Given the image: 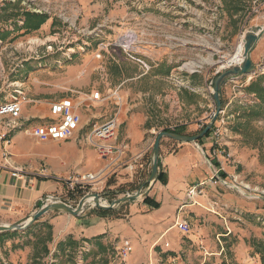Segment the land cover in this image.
Here are the masks:
<instances>
[{"label": "crops", "instance_id": "obj_1", "mask_svg": "<svg viewBox=\"0 0 264 264\" xmlns=\"http://www.w3.org/2000/svg\"><path fill=\"white\" fill-rule=\"evenodd\" d=\"M114 2L116 0H76L77 9L72 15L78 28L83 33L96 28L101 32L98 37L81 40V52L77 55L82 58L79 62L84 63L71 64L64 78L57 68H48L33 78L29 77L33 72H28L25 81L16 75L12 76L15 80L8 82L7 76L0 73V91L11 88V94H14L16 89L23 88L24 92L19 119L0 118V131L8 132L11 140L8 148L10 169L0 170L1 218L12 223L21 220L37 211L40 201L47 197L67 203L61 181L71 175L113 176L114 187L124 188L125 193L138 190L148 177L153 142L159 132L176 129L193 136L207 123L213 111L209 91L213 78L210 76L214 77L220 64L240 55L236 49L231 50L238 43L241 23L230 26L225 22L219 42L222 55L215 62L213 57L200 56L193 51L198 49L199 43L196 34L191 32L193 28L173 27L179 17L177 14L148 8L144 15H139L128 5L130 1H125L127 5L122 6H115ZM251 28L241 33L246 34ZM128 32L137 41L135 56L147 69L112 47L118 37ZM101 43L109 47L101 50ZM263 46L264 34L251 53L253 70L258 66ZM203 48L201 45V50ZM77 51L80 50L77 48ZM0 70L3 71L2 66ZM143 81L145 87H142ZM241 82L226 83L222 98L227 95L230 83ZM94 92H99L104 100L91 101L90 95ZM62 99L84 101L77 108L81 118L78 129L71 139L39 142L31 135V129L49 123L50 104ZM5 101L8 100L0 103ZM110 118H115L118 125L116 143L126 146L124 155L116 161L100 157L85 139L94 126ZM211 147L210 137L196 143H178L163 138L158 173L164 175L165 182L155 181L146 196L159 204L157 209L145 205L144 198L120 204L117 207L124 206L126 210L116 228L110 219L97 215L85 217L82 212L73 217L48 212L41 221L51 226V241L46 244L48 254L33 258L35 239L31 236L0 245V264H74L76 250L84 244L89 246V251L84 254V264H96V258L111 249L113 254L124 243L132 248L125 264H151L152 246L164 238L167 237L165 246L180 247L175 232L178 231L176 220L187 224L190 220L197 222L188 236V243L192 245L201 246V236L219 238L227 235L212 227L201 228V218L212 220L213 213H224L221 205L230 207L228 211L231 212L235 200L232 193L205 181L216 169L208 160ZM136 157L139 159L130 171L126 166ZM13 169L23 174L12 177ZM201 182L204 183V195L199 196L194 205L180 208L187 190ZM223 191L225 193H221ZM227 231L229 233L230 229ZM69 238L75 245L62 252L58 245ZM25 240L30 242L24 245Z\"/></svg>", "mask_w": 264, "mask_h": 264}, {"label": "rangeland", "instance_id": "obj_2", "mask_svg": "<svg viewBox=\"0 0 264 264\" xmlns=\"http://www.w3.org/2000/svg\"><path fill=\"white\" fill-rule=\"evenodd\" d=\"M161 1L165 0H152L149 3L153 4V2ZM180 1H185L186 12L191 23L196 22L193 23L195 25L191 32L196 34L199 43L197 45L198 49L193 51L200 56L204 54L213 57L215 62L222 55L219 42L225 22H228L230 26L241 23L238 43H235L236 48H232L231 51L237 50L240 46L245 35L241 33L242 31L249 27L264 25V0H242L238 12H229L225 0ZM114 3L115 6L119 5H116V2ZM74 7H77L76 0H0V65L3 67V71L0 70V73L7 76L8 82L15 80L12 76L16 75L20 77L21 81H25L28 72H33L29 76L33 78L36 74L48 68H57V72L64 78L65 71L71 64L79 63L82 65L84 63L79 62L82 58L77 55V52H81L77 51V47L82 46L81 40L84 39L81 34L77 35L79 42L73 43V46L68 45L70 37L76 36V34H72V30L67 27L71 21H75L78 25L75 16L72 15ZM5 8L8 9L6 12L3 11ZM25 14H43L48 19L38 30L27 31L23 26ZM198 26H201V29L197 28ZM201 45L205 47L202 50ZM70 47H73V52ZM236 50L233 52L234 54ZM261 52L262 56L258 66L252 70V74L242 80L241 83H230L226 90L227 95L222 98V111L212 126L219 127L221 134L219 139L220 148L230 153L231 159L226 161L220 158L224 171L217 172L218 178H213L215 171H217L215 169L210 174V178L205 181L232 193L235 200L231 205V212L228 211L230 207L221 205L219 207L224 213L219 211L218 214L213 213L214 218L212 220L201 218V228L212 227V229L219 230V233H227V235L219 238L201 236L203 241L201 246L192 245L191 243L190 245L188 236L197 222L194 220L187 221L190 227L188 235H182L179 231H175L178 235L177 241L180 247L174 248L170 244L169 247L165 246L167 237L164 238V241L162 240L152 246L151 264H264V194H258L264 192V116L254 118L249 122H246L245 119L237 120V117L241 116L248 108L259 104L256 96L248 93L246 87L256 76H264V46L261 47ZM76 57H79V59H76ZM229 63L230 61L222 63L218 68H224ZM220 70L215 73L214 77L210 76L213 78L209 84L210 94L213 92V84ZM145 86L146 83L143 81L142 87ZM83 94L88 93L83 92ZM10 95H12L11 88L2 89L0 91V101L9 100ZM116 102L119 103L117 100ZM212 108L211 117L215 111L214 102ZM211 117L209 116L207 123ZM206 124L204 125L206 126ZM237 125H239L238 132L235 131ZM118 141H120L119 134ZM211 142L213 145L212 139ZM209 159L215 167L216 159L211 156L210 151L208 152ZM222 173L224 176H222ZM232 176H235L240 184L247 185L251 189L250 193L244 195L236 190L226 189L220 184L222 180L229 182ZM114 182L115 178L113 176L105 175L98 182L92 185H84L83 188L78 187L79 189H75L74 192H69L64 188L62 191L63 198L68 201V205L74 208L82 197L88 194H97L104 205H109L112 201L127 194L121 192L122 187H114ZM109 186L111 188L108 189ZM90 188L92 190H89ZM136 191L138 190L129 192V194H134ZM221 193H225V191ZM95 209L97 208L94 207V203L87 204L84 210L85 217L96 216ZM114 210V215L108 217V219L113 222L114 228H116L120 222L119 220L125 215L124 210L126 209H124V206H120L115 207ZM42 219L43 216L34 222L31 227L29 226L31 229L28 227L25 230L18 231L14 238L5 240L0 245H6L12 240L28 239L37 235L40 229L45 234L47 223L41 222ZM1 224L8 225L12 222L0 217ZM226 229H230V232H226ZM80 248L81 246L77 248L76 252ZM113 261L120 264L116 251L112 254L111 249L109 252H105L102 257L96 258L95 263L111 264Z\"/></svg>", "mask_w": 264, "mask_h": 264}, {"label": "built area", "instance_id": "obj_3", "mask_svg": "<svg viewBox=\"0 0 264 264\" xmlns=\"http://www.w3.org/2000/svg\"><path fill=\"white\" fill-rule=\"evenodd\" d=\"M130 1L128 4L132 6V8L136 9L139 15H144V11L148 8H154L160 12H173L177 14L178 20L174 22L173 27L176 29H182L183 27L187 26L189 28H193L196 22L191 23V20L186 12L185 1L180 0H168L161 1V2H153V4L149 3L150 0H126ZM148 1V2H147ZM116 4L119 5H127L123 0H116ZM74 10L77 7L73 8ZM213 12V11H211ZM72 30V34H76V36L70 37V42H68L69 46H73V43L79 42V37L77 35L83 34V38L88 37H98L101 30L96 28L87 33H83V30L78 28L76 22H70L69 26L67 27ZM197 28L201 29V26ZM74 37V38H73ZM114 48L120 49L126 56L136 61L140 64L143 68L147 69V66L141 61L139 58L135 56L134 48L137 45V41L135 36L128 32L120 37L112 44ZM101 50H104L109 47V45H105L103 43L99 44ZM71 51L73 52V47H70ZM78 49L79 46L77 47ZM81 51V50H80ZM1 68V65H0ZM222 68V67H221ZM219 68L218 71L221 69ZM217 71V72H218ZM107 99V97H105ZM24 99V93L20 89H16L14 94L10 97L8 101L0 103V118H6L11 121H15L19 119L21 114V106L22 101ZM90 100L93 102H98L104 100L99 92H94L90 95ZM84 101L74 102L71 99H62L60 101L54 102L49 106V113H50V122L42 125L37 126L31 129V135L38 140L39 142L45 143L48 141H63L71 139L74 136L75 131L78 129L80 124L81 118L77 113V108L80 107ZM211 117V115H210ZM8 125V124H6ZM204 125L201 126L200 129L203 128ZM118 125L115 118H110L105 122L94 126L92 130L86 135V141L91 144L96 151L98 152L99 156L102 158H109L111 161H116L121 158L126 150V146L123 144H117V133ZM210 139L213 141V145L210 149L211 156L216 159V170L213 178H218L217 172H223L224 169L222 168L221 159L223 160H230L231 156L225 149L220 148V130L219 127H212L209 135ZM10 136L8 132L0 131V170H9V160L11 154L9 152V145H10ZM139 157L134 158V160L127 164L126 167L130 171L134 170V165ZM211 163V160L209 159ZM22 171H18L16 169L11 170V176L17 178L19 175H22ZM101 174H81L75 176H69L61 181L63 186L69 192H74L76 187L83 188L84 185H92L98 182L101 179ZM220 184L227 189L236 190L239 193L246 194L250 193L251 189L247 185H242L237 181L235 176H232L229 182L226 180L220 181ZM248 191V192H247ZM258 194L263 195L264 192H260ZM204 195V183H198L192 185L185 194V199L181 204L180 208H184L188 205H194L196 203V199L199 196ZM54 198L47 197L44 202H50ZM60 201V200H59ZM175 227L182 235H188L190 233V227L185 221L176 220ZM89 251V246L84 244L81 246L78 252L75 254L74 264H84L83 256L85 253ZM116 256L119 260L120 264H125L126 259L131 254L132 248L129 244L124 243L121 244L116 250ZM117 261L111 262V264H116Z\"/></svg>", "mask_w": 264, "mask_h": 264}, {"label": "water", "instance_id": "obj_4", "mask_svg": "<svg viewBox=\"0 0 264 264\" xmlns=\"http://www.w3.org/2000/svg\"><path fill=\"white\" fill-rule=\"evenodd\" d=\"M264 34V25L255 26L251 28L243 37L242 43V54L241 61L239 63H229L226 67L222 68L214 81V88L212 92V100L215 105V111L209 122L206 124L204 129L196 135H178L174 133H168L165 131L159 132L153 142V148L151 152V163H150V173L145 183L138 189L134 194H125L122 198L112 201L109 205L101 204L99 195L88 194L82 197L77 203L76 207H72L67 203L53 199L50 202L40 201L38 205V210L32 214L26 216L25 218L18 220L12 224L0 225V233L4 232H14L22 231L31 226L40 217L48 212H60L73 217L79 216L84 212L89 197L93 198L94 207L99 210H113L115 207L123 203L132 202L138 199H143L147 196L148 191L151 186L156 181L158 174V159L160 153V142L163 138L170 139L178 143H196L198 140L203 139L211 130L214 125L217 116L222 111V89L228 82H236L249 77L252 74L253 63L251 60V53L255 48L259 38Z\"/></svg>", "mask_w": 264, "mask_h": 264}, {"label": "trees", "instance_id": "obj_5", "mask_svg": "<svg viewBox=\"0 0 264 264\" xmlns=\"http://www.w3.org/2000/svg\"><path fill=\"white\" fill-rule=\"evenodd\" d=\"M241 1L242 0H225L226 7L229 10V12L230 11L238 12L240 10ZM7 10H8L7 8L3 9L4 12H6ZM47 19L48 17L43 14L42 15L25 14V21H24L23 26L27 31L38 30L40 26H42L46 22ZM246 91L250 94H254L259 102L258 105L248 108V110L243 112L241 116L237 117V120L245 119L246 122H249L250 120L254 118L264 116V76H256L253 80H251L249 85L246 87ZM262 112L263 114H261ZM239 125L235 126L236 132L239 131ZM204 127L205 125L203 126L202 129H199V131L196 134L201 132L204 129ZM164 131L168 133L184 135L183 132L178 131L176 129L174 130L165 129ZM208 135L209 133L204 138L208 137ZM201 140H198V142H200ZM215 165L217 164L215 163ZM158 167H159V164H158ZM222 176H224L223 173H222ZM156 181H159L161 183L165 182L164 175L161 172L157 174ZM77 188L78 187H76V189ZM121 192H124V188L121 190ZM143 203L151 209H157L159 207V204L154 202L149 197H145L143 199ZM95 212L97 216L101 218H108L114 215L115 210L114 209L113 210L95 209ZM30 227L29 229H31ZM45 229H46L45 234H43L40 229L39 233L33 236V238L35 239L34 241L35 253L33 255V258L39 257L40 254H43V256L48 254V249H47L46 244L51 241V226L47 225L45 226ZM17 234H18V231L0 233V243L4 242L5 240H10L14 238ZM27 244L28 242H24V245H27ZM74 245L75 244L69 238L64 243H60L58 247L61 249L62 252H64L67 248L73 249Z\"/></svg>", "mask_w": 264, "mask_h": 264}, {"label": "bare ground", "instance_id": "obj_6", "mask_svg": "<svg viewBox=\"0 0 264 264\" xmlns=\"http://www.w3.org/2000/svg\"><path fill=\"white\" fill-rule=\"evenodd\" d=\"M237 51H238V53H240V55H239L238 57H236L235 59L231 60V61H230L231 63H239V62L241 61L242 43H240V46H238ZM87 203H88V204H93V203H94L93 198L89 197V198L87 199ZM101 204H103V203L101 202Z\"/></svg>", "mask_w": 264, "mask_h": 264}]
</instances>
